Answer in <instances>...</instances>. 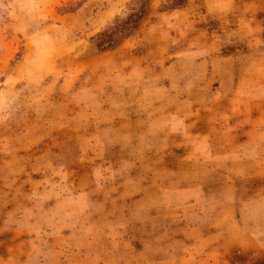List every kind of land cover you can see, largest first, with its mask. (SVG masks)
I'll return each mask as SVG.
<instances>
[{"label":"rangeland","instance_id":"1","mask_svg":"<svg viewBox=\"0 0 264 264\" xmlns=\"http://www.w3.org/2000/svg\"><path fill=\"white\" fill-rule=\"evenodd\" d=\"M132 1L0 0V264L264 259V0H188L170 12L154 0L131 37L98 51L97 35ZM176 58L178 88L161 74ZM178 97L216 98L226 149L168 151L166 176L146 167L166 178L165 211L104 209L119 184L107 167L80 166L93 160L104 100Z\"/></svg>","mask_w":264,"mask_h":264},{"label":"crops","instance_id":"2","mask_svg":"<svg viewBox=\"0 0 264 264\" xmlns=\"http://www.w3.org/2000/svg\"><path fill=\"white\" fill-rule=\"evenodd\" d=\"M180 54L181 52L177 55ZM194 57L193 53L187 57L192 63L190 71L197 70V66H194ZM184 65L183 59L176 58L166 65L161 74L170 77L178 88L181 86L179 81L183 78L181 75H186ZM142 68L133 65L131 70L140 80L143 79ZM189 80L192 84L194 81L196 83L199 81L191 78ZM107 99L109 100L105 99L104 103H109V109L102 111L100 117L102 129L100 128V132L95 134L91 148L94 161L80 165L83 168L107 167L109 173H106V179L110 183L119 184L114 189L115 195L110 191L108 196L100 199L101 202L105 201H103L104 209L109 203L111 208L123 210L124 214L165 211L170 207L162 189L166 178L151 170L147 171L146 167L154 171V168H165L164 176H166L168 151L187 150L195 145L199 149L208 150L211 145L213 150L226 149L220 141L215 142L216 136L224 135L227 129L220 122L224 112L220 110L222 106L216 105V98ZM220 99L218 98V101ZM218 114L221 116L218 117ZM86 156L80 154L79 160L83 162ZM183 160L185 161V158L178 161L177 166L182 165ZM225 164L227 163L224 161L221 163V165ZM174 165L176 166L175 163ZM142 168L146 171L140 174ZM177 169H170L172 170L170 176L175 178V181L181 177L177 175ZM202 231L205 232L204 228H194L190 233L200 235Z\"/></svg>","mask_w":264,"mask_h":264},{"label":"trees","instance_id":"3","mask_svg":"<svg viewBox=\"0 0 264 264\" xmlns=\"http://www.w3.org/2000/svg\"><path fill=\"white\" fill-rule=\"evenodd\" d=\"M154 0H133L128 13L115 21L97 35L95 38L96 48L100 52H107L116 49L123 40L131 37L141 24L148 17L151 4ZM188 0H165L164 10L175 11L186 7ZM264 17V15H263ZM255 264H264L258 260Z\"/></svg>","mask_w":264,"mask_h":264}]
</instances>
